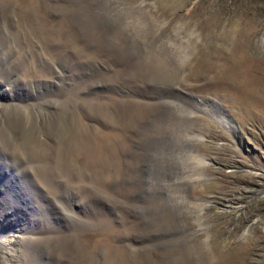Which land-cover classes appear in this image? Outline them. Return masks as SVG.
<instances>
[{
    "label": "rangeland",
    "instance_id": "rangeland-1",
    "mask_svg": "<svg viewBox=\"0 0 264 264\" xmlns=\"http://www.w3.org/2000/svg\"><path fill=\"white\" fill-rule=\"evenodd\" d=\"M27 1L0 0V264H264V0Z\"/></svg>",
    "mask_w": 264,
    "mask_h": 264
},
{
    "label": "bare ground",
    "instance_id": "bare-ground-1",
    "mask_svg": "<svg viewBox=\"0 0 264 264\" xmlns=\"http://www.w3.org/2000/svg\"><path fill=\"white\" fill-rule=\"evenodd\" d=\"M23 1H24V0H23ZM26 1H27V0H26ZM27 2H28V1H27ZM24 3H25V2H24ZM117 49H118V48H117ZM15 121H16V120H15ZM85 156L87 157V155H85ZM89 156H90V154H89ZM63 165H64V164H63ZM64 167H65V166H64ZM67 167H68V166H67ZM67 167H66V168H67ZM86 239H87V238H86ZM92 239H94V238H92ZM81 241H82V240H81ZM84 241H85V240H84ZM87 241H88V239H87L85 242H87ZM90 241H91V240H90ZM87 244H88V242H87ZM88 245H90V242H89ZM88 245H87V246H88Z\"/></svg>",
    "mask_w": 264,
    "mask_h": 264
}]
</instances>
